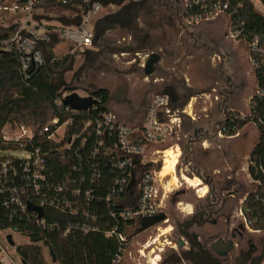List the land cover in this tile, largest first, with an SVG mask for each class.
<instances>
[{"label":"built area","instance_id":"1","mask_svg":"<svg viewBox=\"0 0 264 264\" xmlns=\"http://www.w3.org/2000/svg\"><path fill=\"white\" fill-rule=\"evenodd\" d=\"M43 1L46 0H28L23 6L15 4L14 7L6 6V2L0 4V18L7 9L14 10V13L27 12L35 17L23 23L0 22L3 28L13 26L3 47L17 55L19 71L24 79L31 78L45 66L41 43L49 45L60 40L68 41L75 52L92 48L96 22L103 17L97 16V13L103 7L112 8L106 13L118 8L116 4H90V0H82L83 3L60 0L73 6L72 16L63 15L82 17L80 24L64 25L58 18L56 23H51L48 17L34 13L37 8L44 7ZM185 1L184 16L191 23L226 13L230 3V0ZM85 6L87 13H84ZM232 32L238 38L239 30ZM249 45L250 58L256 69L261 65L264 50L257 39ZM70 93V90H64L55 104L72 117H53L38 135L32 127L19 123L8 122L0 129L1 212L10 220L27 219L50 228L60 227V224L56 219L48 221L45 212L52 216L78 217L75 223L64 227L62 233L66 235L77 228L84 232L99 229L88 220H97L101 212L100 202L105 201L110 205L109 215L116 219L105 234L115 236L121 243L112 264H142L130 249L131 239L152 228L139 231L148 219L163 212L165 195H160L158 186L164 179L161 175L164 165L162 146L177 137L187 109L175 105L164 91L155 92L148 97L142 118L131 123L123 120L111 106L112 101L103 102L102 97L94 94V102L81 109L65 102ZM257 93L261 94L260 91ZM81 96L90 94L87 92ZM224 129L222 124L218 135H226ZM239 133L226 136L233 137ZM168 146H174V143ZM181 157L182 152L179 159ZM58 160H64L63 164L68 165L69 175L57 176L54 167ZM29 204L41 208L42 215L36 209L30 210ZM129 229L134 232L129 233ZM1 234L0 264H23L16 249L10 250L16 245L9 244L8 230L0 229ZM149 245L148 240L142 244L143 248H138L141 257L145 256L144 249ZM157 256L147 258V262Z\"/></svg>","mask_w":264,"mask_h":264},{"label":"rangeland","instance_id":"2","mask_svg":"<svg viewBox=\"0 0 264 264\" xmlns=\"http://www.w3.org/2000/svg\"><path fill=\"white\" fill-rule=\"evenodd\" d=\"M253 2L255 9L263 13L262 3L259 0ZM49 3V0L43 1L44 7L37 8L34 13L48 17L51 23H56L60 15L74 14L71 9ZM5 5L14 7L15 1L7 0ZM185 7V0H146L143 5L131 10V22L128 25L102 24L99 29L100 38L93 46L95 50L102 51V56L98 62L78 73L72 85L86 90L105 88L112 93L122 83H127V99L121 103L112 101L111 106L123 120L131 123L142 118L151 94L163 91L168 86L174 87L178 93L175 105L187 109L188 113L184 115V124L177 137L162 148L180 142L182 161L186 164L191 160V169L198 166V172H204L203 175L207 176L206 182L199 177L202 186H207V193L209 180L213 181L211 187H215L216 192H223L228 187L234 193L229 196V192L224 191L223 198L227 200L224 215L219 218L218 225H206L203 234L208 241L216 239L219 233L229 237L230 226V229H234L232 233L236 241L242 239L243 242L249 240L257 244V254L263 257L264 264V230L250 227L243 209L244 199L257 185L249 173L250 150L259 140L257 126L248 123L240 130V136L227 139L229 136L224 135L226 137L218 138L216 149L213 148L214 143L205 139L195 149L190 148L188 143L197 126L207 128L210 136L217 137L230 111L249 114V101L257 90L255 68L250 58L251 47L232 32L227 13L222 12L214 18L191 23L184 16ZM111 9L103 7L97 16L101 17ZM2 13L0 22L3 24L35 19L34 14L22 11L14 13L12 9ZM72 48L70 42L60 40L53 46V52L57 57L73 55L76 52ZM153 53L160 55V60L148 75L145 69ZM80 63L81 60H78L76 64ZM72 75L73 72L66 74L68 82H71ZM85 94V91L80 90V95ZM190 113L195 115L197 125L191 123ZM187 132H190L189 136ZM204 147H208L207 150ZM218 167L221 172L214 173ZM181 172L178 167L175 168L179 187L175 185L170 190L165 182L170 180V174L158 184L160 195H165L163 212L167 214V219L131 239L130 249L142 264L153 263V260L147 262V258L155 255L162 259L163 254L170 251L171 242H177L179 236L177 222L188 217L196 204L208 197L207 193L202 196L196 188L184 182ZM184 174L193 177L191 173ZM8 232L13 234L16 246L30 242L27 235L14 230ZM131 232L134 231L129 229ZM0 238H3L2 234ZM148 240L150 245L144 249L143 258L138 248H143L142 244ZM16 246L10 250H15ZM45 252L49 264H59L50 259L47 249Z\"/></svg>","mask_w":264,"mask_h":264},{"label":"trees","instance_id":"3","mask_svg":"<svg viewBox=\"0 0 264 264\" xmlns=\"http://www.w3.org/2000/svg\"><path fill=\"white\" fill-rule=\"evenodd\" d=\"M6 1L0 0V4ZM14 1L17 6H23L28 2V0ZM259 1L263 5V13L255 9L252 0H230L226 13L229 15L231 29L240 32L238 39H243L248 44L257 39L259 46L264 50V0ZM49 2L53 4L55 0ZM12 28V25L9 28L0 27V129L8 122L19 123L32 127L38 135L41 128L53 117L66 119L72 116L64 113L55 104L56 98L64 89L53 87V76L46 66L39 68L29 79L22 78L17 55L12 51H6L3 47ZM99 36L98 30V38ZM54 45L56 43L53 42L48 45V51L52 54L50 63L53 69L61 70L69 64L72 55L57 57L53 52ZM261 60V65L255 69L257 90L251 96L249 114L241 117L239 112L230 111L223 122L225 128L223 133L226 135H235L248 123H254L259 132V140L251 151L249 164L251 177L259 183L243 202L248 224L256 230H264V52ZM88 91H96V96L102 97L103 102L110 101L107 89L99 88L85 92ZM57 162L54 167L57 176L69 175L70 170L67 164H63L64 160ZM100 205L101 212L98 213L97 220H88L89 223L99 226V229H91L87 232L77 228L66 235L62 233L64 227L69 223H75L78 217L60 214L52 216L45 212L48 221L56 219L60 224V227L50 228L35 224L32 220H10L5 217L1 209L0 229L17 231L27 235L31 240L29 243L16 246L23 264H49L45 249L52 261L50 250L53 251L56 258L54 262L59 264H112L121 243L115 236L105 234L106 230L116 223V219L109 215L110 205L105 201H101Z\"/></svg>","mask_w":264,"mask_h":264},{"label":"flooded vegetation","instance_id":"4","mask_svg":"<svg viewBox=\"0 0 264 264\" xmlns=\"http://www.w3.org/2000/svg\"><path fill=\"white\" fill-rule=\"evenodd\" d=\"M120 8L121 7L118 6V8H116L113 12L118 11ZM109 13H105L103 15V18ZM105 23L112 24L102 19L99 23V28L102 24ZM96 39L98 38H95V41ZM87 50L90 51L84 53V51ZM84 51L74 53V68L72 71H69L73 72V75L71 77V84L75 80L78 73L83 71V69H85L87 66L98 62L100 60V57L102 56V51H97L94 47L88 48ZM78 60H81V63L79 65L76 64ZM66 81L68 80L66 79ZM124 84H126V94L128 84L122 83L119 87ZM117 89L112 93H110L109 91L110 96L114 94ZM80 90L81 89H75L70 91L80 94ZM125 99H127V94L125 96ZM224 191L229 192V196L234 195L233 190H230V188L228 187L223 189V192H216V188L212 187L211 190H209L207 193V199L202 203L198 202L195 208L191 212H189L188 217L183 218L177 222L176 228L179 235L177 242H171V245L169 246L170 251L163 254L160 264L162 262L163 264H262L263 257L257 254V244L249 240L246 242H243L242 239L240 240V242L236 241L235 235L232 233V230H234L232 227V229H230V226H228V231L231 230L230 232H228L229 237H226L222 233H219L216 239L208 241L203 234L204 227L206 225H218L219 218L223 217L224 215L223 209L227 201L226 197L223 198V196H225ZM145 224L146 223H144V225ZM186 234L190 236L196 235L198 238V242L196 240V244H194L193 242H189L185 237ZM181 238H183V240L185 241L184 245L181 244ZM217 239H222V242L214 246L213 243ZM163 250L166 251L165 248H163Z\"/></svg>","mask_w":264,"mask_h":264},{"label":"water","instance_id":"5","mask_svg":"<svg viewBox=\"0 0 264 264\" xmlns=\"http://www.w3.org/2000/svg\"><path fill=\"white\" fill-rule=\"evenodd\" d=\"M75 2L83 3L82 0H76ZM94 2L101 3L103 6H108L109 4H116L121 7L118 11L109 13L105 15L104 18L102 17L97 20L95 29H96V38H98L99 23L102 19L108 21L109 23H119L121 25H128L131 22L130 10L134 7L143 5L146 2V0H90V4ZM53 5H58V6H62L64 8H69V9L73 8L71 3L65 4V3H62L60 0H55ZM87 10H88L87 6H85L84 13H87ZM58 20L64 25H77L81 23L82 17L81 15H77L75 17H68V16L63 15V16L58 17ZM53 39L54 41L56 40L55 37ZM41 46L43 48V52L45 55V66L49 70L50 74H52L53 76L52 77L53 87H55L56 89L63 88L64 90L81 89V90L87 91L85 88L72 85L71 82H68L65 79V74L69 71H72L74 68V57H75L74 54L72 55L71 60L66 67H64L61 70H55L52 68L51 63H50L52 54L48 51V45L45 43H41ZM88 51L90 50L84 51V53H87ZM159 60H160V55L158 54L153 53L150 56V58L147 61V65L145 69L148 75L154 71L155 64ZM125 87H126V84L119 87L117 91L110 96V101H114L116 103L124 102L126 100L125 99V96H126ZM100 89H105V88H100ZM163 91L166 94H168L174 101H176L177 94H176V89L174 87L168 86ZM88 93L90 94V96L85 97V96H81L77 92H72L66 97L65 102L71 104L73 107L86 109L94 102L93 95L96 93V91H88ZM29 209L30 210L36 209L39 211L40 215H42V209L39 207L29 204ZM166 219H167L166 213L164 212L159 213L155 215L154 217L148 219L144 227H142L139 231L144 230L148 227L157 225L158 223H161L162 221ZM185 237L188 239L189 242H193L194 244H196V241L198 242V238L196 235L190 236L186 234ZM7 239H8V242L12 246L15 245V241L13 240L12 234H9L7 236ZM221 242H222V239H217L214 241L213 244L214 246H216L217 244ZM184 243L185 241L183 240V238H181V244L184 245ZM50 253L53 256V261H56L55 255L52 250H50ZM161 264H163V262Z\"/></svg>","mask_w":264,"mask_h":264},{"label":"crops","instance_id":"6","mask_svg":"<svg viewBox=\"0 0 264 264\" xmlns=\"http://www.w3.org/2000/svg\"><path fill=\"white\" fill-rule=\"evenodd\" d=\"M176 94H177V99H176V101H174V103L175 104H177V102H178V93H177V91H176ZM233 111H236V110H233ZM190 118H191V123L193 124V125H197V122L195 123V121L197 120L196 119V117H195V115H193V113H190ZM185 119H187V118H185ZM195 123V124H194ZM183 124H184V122H183ZM192 125V126H193ZM208 125V124H207ZM191 126V127H192ZM189 131V130H188ZM188 133H190V132H187L186 133V135L187 136H189V134ZM215 136V135H214ZM238 136H240V135H236V136H233V137H228L227 139H233V138H236V137H238ZM222 137H226V136H220V135H218L217 134V137H213V136H210V134H209V132H208V130H207V128L205 129L204 127H202V126H197L196 127V131H195V133H194V135L192 136V137H189L190 139H189V141H188V143H189V145H190V148H193V149H195V146H198V144L200 145V141L202 140V143H203V141H204V139H205V141L207 140V141H210L211 142V144H213L214 143V145H213V148L214 149H216L215 147L217 146V144L219 143L217 140H218V138H222ZM175 139V138H174ZM173 139V140H174ZM175 143H177L176 145H175ZM174 143V146H166L165 148H163V150L165 151L167 148H174V149H179V151L181 152V150H180V142H175ZM207 144V143H206ZM167 145V144H166ZM208 146H209V144H208ZM205 149L204 150H207V148L208 147H204ZM254 147H252L251 148V150H250V154H251V151H252V149H253ZM214 152H216L217 153V151H214ZM222 155H225V156H227L225 153H222ZM178 157H179V155H178ZM178 157H177V160H178ZM182 157H183V155H182ZM233 161V160H232ZM181 164H183V167L181 168ZM191 164H192V161L191 160H188V162H186V164L184 163V161H182V159H180V163L178 164V169L179 170H181V171H183V172H181L180 173V175L181 174H184V172H187V173H191V174H193V177L195 178V177H197V178H199V177H202V179H204L205 180V182H206V177H205V175H203L204 174V172H198V166H197V168H193L192 167V169H191ZM175 168H176V165H175ZM224 168H226V167H224ZM162 169H163V167H162ZM162 169H161V175H162ZM214 170H216V172L214 171V173H217V172H221V170H220V168L218 167V168H215ZM197 171V172H196ZM185 175V174H184ZM163 176V175H162ZM187 176V175H186ZM204 176V177H203ZM163 178L164 179H166L167 178V176H163ZM200 179V178H199ZM201 180V179H200ZM169 181V180H168ZM167 180H165V182H166V184H168L169 182H168ZM213 181L212 180H209V182L207 183V185H208V187H209V189H208V191L209 190H211V183H212ZM202 184V183H201ZM203 185V184H202ZM170 187V189H171V186H169ZM174 187H175V185H174ZM10 234H12V233H10ZM12 236H13V234H12ZM14 240V239H13ZM15 241V240H14Z\"/></svg>","mask_w":264,"mask_h":264},{"label":"bare ground","instance_id":"7","mask_svg":"<svg viewBox=\"0 0 264 264\" xmlns=\"http://www.w3.org/2000/svg\"><path fill=\"white\" fill-rule=\"evenodd\" d=\"M178 155L179 156L181 155V152L179 151V149L167 148L164 151V165H163V169H162V175L164 177L168 174L171 175V178L168 181L169 182L168 185L171 187L174 185H176L177 187L180 186V181L178 180V176L174 173L175 165L177 167V164H179V161H180ZM177 157H178V160H177ZM180 176L184 182L188 183L190 186L196 188L199 192H201L202 196L207 193V186L206 185L202 186L201 180L199 178L189 177V176H186L184 174H182ZM168 230H169V228H168ZM153 261H154L153 264H160V261H161L160 256H157V258Z\"/></svg>","mask_w":264,"mask_h":264}]
</instances>
